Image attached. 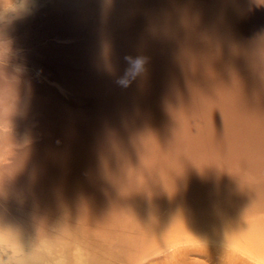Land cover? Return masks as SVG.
I'll list each match as a JSON object with an SVG mask.
<instances>
[{
    "label": "bare ground",
    "instance_id": "6f19581e",
    "mask_svg": "<svg viewBox=\"0 0 264 264\" xmlns=\"http://www.w3.org/2000/svg\"><path fill=\"white\" fill-rule=\"evenodd\" d=\"M21 2L0 264H264V0Z\"/></svg>",
    "mask_w": 264,
    "mask_h": 264
},
{
    "label": "rangeland",
    "instance_id": "374dc122",
    "mask_svg": "<svg viewBox=\"0 0 264 264\" xmlns=\"http://www.w3.org/2000/svg\"><path fill=\"white\" fill-rule=\"evenodd\" d=\"M21 1L22 0H4V5H3L4 8L2 11H0V18H1V15L5 13V12L3 13V11L7 12L8 8L11 9V8H13V6L15 7V6L20 5L22 3ZM31 17H32V14L30 16L24 17L23 19L20 18V19L14 20L13 23H10L8 25L6 24V23H8V19L6 20L5 18H3L2 20H0V75H1L0 78H2V79L7 77L8 72L11 73L15 70L22 69L21 66L23 64L27 63V61H28L26 59L27 58L26 53H25L26 51L24 50L26 47L22 43V40H25V39H23L22 37L25 36L24 32H26V34H27L26 27H28V25H29V23L27 24L25 22H29L30 19H32ZM2 26H3V28H2ZM15 26H17V28ZM24 59H26V60H24ZM7 70H8V72H7ZM199 255H201V256H199ZM189 257H190V259H189ZM208 257L209 256H207L203 253L197 252L195 250H190V251H188V253L185 256V261L187 262V264H200V263H202V264L203 263H205V264L212 263L213 264L215 262V259H213L212 257H209V258Z\"/></svg>",
    "mask_w": 264,
    "mask_h": 264
},
{
    "label": "crops",
    "instance_id": "0c3cea01",
    "mask_svg": "<svg viewBox=\"0 0 264 264\" xmlns=\"http://www.w3.org/2000/svg\"><path fill=\"white\" fill-rule=\"evenodd\" d=\"M4 0H0V11H2L3 10V8H4Z\"/></svg>",
    "mask_w": 264,
    "mask_h": 264
}]
</instances>
